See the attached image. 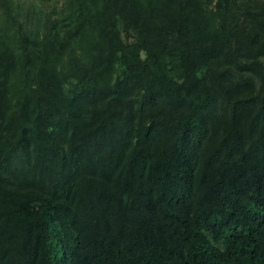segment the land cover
I'll use <instances>...</instances> for the list:
<instances>
[{
    "label": "trees",
    "instance_id": "16d2710c",
    "mask_svg": "<svg viewBox=\"0 0 264 264\" xmlns=\"http://www.w3.org/2000/svg\"><path fill=\"white\" fill-rule=\"evenodd\" d=\"M208 1L0 29V264H264V4Z\"/></svg>",
    "mask_w": 264,
    "mask_h": 264
},
{
    "label": "rangeland",
    "instance_id": "374dc122",
    "mask_svg": "<svg viewBox=\"0 0 264 264\" xmlns=\"http://www.w3.org/2000/svg\"><path fill=\"white\" fill-rule=\"evenodd\" d=\"M247 1L264 4V0H209L205 10L214 17L217 25L224 21L222 17H226L229 24H236L241 22ZM66 7V0H0V29L5 30L7 40L19 37L16 30L20 26L31 33L30 37L34 38L36 34L42 36L49 32V19L61 18L67 12ZM118 25L124 44L138 40L135 29L124 28L122 22ZM145 56V52L141 51V57ZM114 63L119 73L125 71L121 47L116 48Z\"/></svg>",
    "mask_w": 264,
    "mask_h": 264
}]
</instances>
